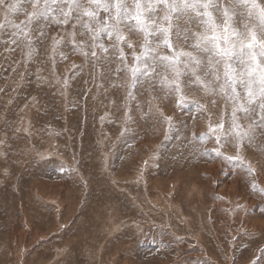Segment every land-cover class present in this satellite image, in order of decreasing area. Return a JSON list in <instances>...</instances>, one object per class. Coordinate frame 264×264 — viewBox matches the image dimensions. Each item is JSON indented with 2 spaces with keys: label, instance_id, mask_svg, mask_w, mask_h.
I'll use <instances>...</instances> for the list:
<instances>
[{
  "label": "rangeland",
  "instance_id": "obj_1",
  "mask_svg": "<svg viewBox=\"0 0 264 264\" xmlns=\"http://www.w3.org/2000/svg\"><path fill=\"white\" fill-rule=\"evenodd\" d=\"M21 3V11L9 16L14 23L27 19L24 8L31 11L30 4ZM246 22V17L240 21L241 29ZM0 24H5L2 11ZM13 31L7 24L0 29V264H264V229L249 227L264 224L259 191L264 184L254 190L247 173L240 172L247 198L260 203L256 213L245 212L247 198L195 193L194 178L186 174L213 163L202 153L215 146L198 136L207 132L209 115L220 119L221 96L205 95L194 85L184 96L210 112L197 111L191 103L181 110L175 94L165 99L158 84L155 89L144 84L127 102L130 74L117 73L120 62L111 53L102 76L99 66L93 70L73 49L71 23L49 26L39 41L33 32L37 51L26 64L27 49L11 42ZM75 31L77 41L91 40L79 35V27ZM124 34L139 53L143 35ZM53 36L64 38L55 54ZM103 42L111 43L106 35ZM124 50L131 66L133 49ZM126 107L132 117L128 122ZM157 109L179 117L167 140ZM223 150L236 154L234 148ZM242 155L245 163L255 161L264 176V135L258 134ZM202 178L199 188L206 182Z\"/></svg>",
  "mask_w": 264,
  "mask_h": 264
},
{
  "label": "snow or ice",
  "instance_id": "obj_2",
  "mask_svg": "<svg viewBox=\"0 0 264 264\" xmlns=\"http://www.w3.org/2000/svg\"><path fill=\"white\" fill-rule=\"evenodd\" d=\"M31 11L24 8L27 19L14 23L9 19L21 11V0H0V11L5 24L10 25L12 43L23 46L25 64L31 61L37 49L33 47L32 33L39 41L51 25L72 24L73 49L80 52L93 70L99 66L103 75L104 64L110 56L120 64L117 73L130 74L126 100L135 99L138 87L159 85L165 99L175 94L176 108L183 110L192 104L197 111H209L204 105L190 102L184 96L186 89L199 86L205 95L221 96L224 111L219 120L209 115L207 132L199 134L200 141L214 140L217 145L204 156H214L228 164L239 165L249 173L255 172L250 162L245 163L242 152L251 146L257 135H264V2L261 0H25ZM160 12L163 15H160ZM247 18L240 28V21ZM74 21V23H73ZM0 24V29L5 27ZM33 25H35L33 27ZM193 25L196 30L193 31ZM80 36L91 40L77 41ZM127 34L143 35L140 52L127 39ZM111 42L105 45L103 36ZM64 38H52V51ZM192 43H189V41ZM125 46L133 49L134 63L129 66ZM89 49L90 51H86ZM161 50H166L162 52ZM61 58H66L60 53ZM77 66L73 65V69ZM162 70V71H161ZM95 78V77H94ZM57 83L59 79L57 78ZM69 82L63 81L67 89ZM123 87V85H120ZM215 104V101H213ZM231 105L229 113L228 108ZM130 109H125L126 122L131 121ZM151 111V109H149ZM166 125L165 140L177 130L179 117L173 112L166 115L157 109ZM103 119V117H102ZM196 139V135L193 134ZM234 148L235 155H225L223 149ZM7 170H5V173ZM256 189V185H252ZM264 194V188L259 189ZM239 207V206H238ZM264 212V209H261ZM264 254V248L261 249ZM233 264L235 262L233 261ZM259 264V260L256 261Z\"/></svg>",
  "mask_w": 264,
  "mask_h": 264
},
{
  "label": "bare ground",
  "instance_id": "obj_3",
  "mask_svg": "<svg viewBox=\"0 0 264 264\" xmlns=\"http://www.w3.org/2000/svg\"><path fill=\"white\" fill-rule=\"evenodd\" d=\"M200 113V112H199ZM199 115H201V114H199ZM198 115V116H199ZM198 120V119H197ZM128 130V129H127ZM208 145H211V146H215L216 147V144H215V141L214 140H211V141H208ZM246 149V148H245ZM223 151H225V150H223ZM211 152V151H210ZM226 152V151H225ZM244 152V151H243ZM229 153V152H228ZM235 153V152H234ZM225 155H227V153L225 154ZM231 155V154H230ZM229 154H228V156H230ZM148 158V157H147ZM198 158H200V156H198ZM210 158H212V160H213V163H210V164H212V165H202V166H199V168H197V169H193V168H189V169H187V172H186V174H188L189 175V177H192V178H194V181H193V184H191V186H192V189L194 190V192L195 193H201V191H203V192H205V191H214L215 192V194H217L219 197H221V199H223V198H226L225 197V195L226 196H229L227 199H230L231 198V196H233L234 195V198H236L235 196V194H238L241 198L243 197H245V198H247V195H246V192H245V186H246V184H244V183H242V181H243V179L239 176V174H240V172H246L247 173V175H248V179H249V183L251 182V183H254L255 185H257V186H262L263 184H264V176L263 175H261L260 173H258L259 171V169H258V167H257V165L255 164L254 165V163H255V161L253 162V167L255 168V172H253V173H249L245 168H241L239 165H234V164H228L226 161H223L222 159H220V158H215L214 156H210ZM247 158V157H246ZM199 161V160H198ZM200 162V161H199ZM225 163V164H227V165H223V164ZM260 163V162H259ZM213 165H215V166H213ZM217 165V166H216ZM223 165V166H222ZM221 166V167H220ZM177 174H179V175H177V176H180V177H182V179H183V176L184 175H182V173H177ZM250 174V175H249ZM201 175H204L205 177H203V178H205V180H206V182H205V184H203L202 185V187L201 188H199L198 186V184H199V182H200V178H202L201 177ZM202 178V179H203ZM200 179V180H199ZM139 180V179H138ZM141 180V179H140ZM189 181H190V178H189ZM202 181V180H201ZM149 182V181H148ZM183 182H182V180H181V182L179 183L180 185L182 184ZM189 183V182H188ZM210 183H213L214 185H212V184H210ZM183 184H185V187H183L182 189H183V193H184V195H187L188 193H189V187H188V185L186 184V183H183ZM190 184V183H189ZM262 184V185H261ZM157 185H159L158 183H157ZM245 185V186H244ZM248 185H250V184H248ZM204 186V187H203ZM257 188V187H256ZM181 189V190H182ZM190 189H191V187H190ZM213 192V193H214ZM251 193V192H250ZM190 194V193H189ZM210 194V193H209ZM211 195V194H210ZM256 195V194H255ZM188 196V195H187ZM191 196V195H190ZM254 196V195H253ZM202 197H205V195L204 196H202L201 195V198ZM250 197V196H249ZM195 199V198H194ZM219 199V198H218ZM237 199H239V198H237ZM236 199V200H237ZM257 199V198H256ZM263 199V198H262ZM261 199V200H262ZM200 200H202V199H200ZM207 200V199H206ZM210 200V199H209ZM214 200V199H213ZM232 200V199H231ZM203 201H204V199H203ZM225 201V200H224ZM248 201V202H247ZM247 205H245V203L244 204H242V209L246 212V211H248V212H253V213H256L258 210V207H260V203L259 202H253L254 201V199L253 200H250V199H248L247 198ZM207 202V201H206ZM225 202H227V201H225ZM231 202H233V201H231ZM213 203H214V201H213ZM217 204H218V206L220 205H222L221 204V202H219V200H218V202H216ZM234 203H235V199H234ZM240 203V202H239ZM238 203V204H239ZM208 204V203H207ZM228 204H229V202H228ZM241 204V203H240ZM225 205H227V204H225ZM232 203L227 207V209H229L228 211H226L225 213L227 214V213H229V211L231 210V208H232ZM262 205V204H261ZM219 206V207H220ZM263 206V205H262ZM203 208V207H202ZM223 208V207H222ZM221 208V209H222ZM241 208V207H240ZM240 208H237V209H240ZM214 209H216V208H214ZM221 209L220 210H218L217 209V212L218 211H221ZM262 209V208H261ZM205 210V209H204ZM236 211V210H235ZM241 211V210H240ZM216 212V213H217ZM238 212H239V210H238ZM200 213V212H199ZM214 213V212H213ZM222 213V212H221ZM201 214V213H200ZM204 214H205V212H204ZM222 214H224V213H222ZM239 214V213H238ZM248 214V213H247ZM259 214V213H258ZM216 215V214H215ZM229 215V214H228ZM250 215V214H249ZM248 215V216H249ZM253 215V214H252ZM260 215V214H259ZM264 215V214H263ZM184 216V215H183ZM182 216V217H183ZM211 216H212V213H211ZM210 216V211H209V217H211ZM219 216V215H218ZM230 216V215H229ZM232 216H233V214H232ZM261 216V215H260ZM118 217V216H117ZM166 217V216H165ZM187 217V216H186ZM185 216H184V218H186ZM190 217V216H189ZM207 217H208V210H207ZM212 217H214L215 218V216H212ZM222 217H224V216H222ZM254 217V216H253ZM206 218V217H205ZM234 218V217H233ZM238 218V217H237ZM258 218V217H257ZM264 218V217H263ZM183 219V218H182ZM208 219V218H207ZM240 219V218H239ZM244 219V218H243ZM242 219V220H243ZM248 219H251V218H248ZM206 220V219H205ZM213 220H215V219H213ZM218 220V219H217ZM252 220V219H251ZM260 220V219H259ZM264 220V219H263ZM164 221H165V219H164ZM186 221V219L184 220V222L183 223H187V222H185ZM209 221V220H208ZM216 221V220H215ZM214 221V222H215ZM219 221V220H218ZM217 221V222H218ZM225 221H226V219H225ZM190 222V221H189ZM211 222V221H210ZM214 222H212V223H214ZM221 222V221H220ZM240 222H241V220H240ZM163 223V222H162ZM197 223H198V221H197ZM260 223V222H259ZM188 224H191V223H188ZM227 224V223H226ZM242 224V223H241ZM214 225V224H213ZM215 225H217V223L215 224ZM214 225V226H215ZM218 225H221V224H218ZM222 226V225H221ZM262 228V229H264V224L263 223H260L258 226H256V225H253L252 223H250L249 224V227H250V229L251 230H253V231H255L256 229H258V228H260V227ZM213 227V226H212ZM245 227V226H244ZM237 228V227H236ZM260 228V229H261ZM214 229V228H213ZM212 229V230H213ZM224 229V228H223ZM222 229V230H223ZM261 229V230H262ZM215 230V229H214ZM218 230V229H217ZM260 230V231H261ZM235 231V230H234ZM262 232V231H261ZM264 232V231H263ZM216 233V232H215ZM219 233V232H218ZM235 233V232H234ZM252 233V232H251ZM258 233H259V231H258ZM199 234V233H198ZM228 234V233H227ZM231 234V233H230ZM254 234V233H253ZM215 235V234H214ZM225 235H226V233H225ZM239 235V234H238ZM238 237V236H237ZM249 237V236H248ZM217 238V237H216ZM165 239V238H164ZM219 240V239H218ZM131 241V240H130ZM216 241V240H215ZM132 242V241H131ZM161 243V242H160ZM177 243V242H176ZM238 243V242H237ZM130 244V243H129ZM164 244V243H163ZM179 244V243H178ZM263 244H264V240H263ZM220 245V244H219ZM162 246V245H161ZM165 246V245H164ZM176 246H177V244H176ZM219 247V246H218ZM205 248H206V246H205ZM231 251V250H230ZM242 253V252H241ZM176 254V253H175ZM228 256V255H227ZM216 259V258H215ZM161 263V262H160Z\"/></svg>",
  "mask_w": 264,
  "mask_h": 264
}]
</instances>
